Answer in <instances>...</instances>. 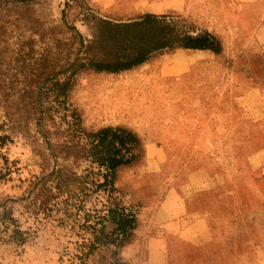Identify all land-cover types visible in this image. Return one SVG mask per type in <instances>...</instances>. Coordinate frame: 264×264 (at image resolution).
<instances>
[{
	"label": "rangeland",
	"instance_id": "374dc122",
	"mask_svg": "<svg viewBox=\"0 0 264 264\" xmlns=\"http://www.w3.org/2000/svg\"><path fill=\"white\" fill-rule=\"evenodd\" d=\"M147 15L214 33L224 51H165L72 79L87 130L142 142L115 178L135 216L121 236L78 135L60 131L71 119L55 83L72 45L65 24L98 60L132 58L143 32L117 39L112 26ZM0 264H264V0L0 3Z\"/></svg>",
	"mask_w": 264,
	"mask_h": 264
},
{
	"label": "trees",
	"instance_id": "16d2710c",
	"mask_svg": "<svg viewBox=\"0 0 264 264\" xmlns=\"http://www.w3.org/2000/svg\"><path fill=\"white\" fill-rule=\"evenodd\" d=\"M28 0H0L7 6L15 2H27ZM117 35L115 38H123V35L131 28L142 31L143 47L136 57L113 56V60H98L89 47L85 46L84 38L74 27L65 24V35L72 40L71 49L67 50V57L62 70L66 76L65 81L55 83L59 98H62L66 117L70 113L71 119L68 128L60 130L66 137L77 134L81 146L79 147V159L88 160L96 166V176L99 179L97 190L108 193L113 199L112 206L108 210V216L118 225L119 235L126 236L135 227V216L128 214L121 201L115 199V178L118 170L132 166L142 157V142L134 134L112 127L102 128L98 131H89L83 125V119L77 108H73L70 94L72 79L86 72L119 73L137 67L150 61L155 55L165 51L191 50L197 52H211L215 56L223 54L222 40L209 31H194L185 21L174 16H152L141 18L133 27L131 25H114ZM154 30V33L152 31ZM151 31V32H150ZM145 32V33H144ZM124 39V38H123ZM109 56V55H107ZM86 142L85 144H83ZM77 148V147H75ZM124 153V155L122 154ZM101 179V180H100Z\"/></svg>",
	"mask_w": 264,
	"mask_h": 264
},
{
	"label": "crops",
	"instance_id": "0c3cea01",
	"mask_svg": "<svg viewBox=\"0 0 264 264\" xmlns=\"http://www.w3.org/2000/svg\"><path fill=\"white\" fill-rule=\"evenodd\" d=\"M103 1H105V2H107V3L109 2V0H103Z\"/></svg>",
	"mask_w": 264,
	"mask_h": 264
}]
</instances>
